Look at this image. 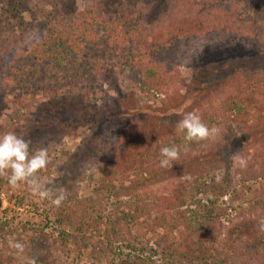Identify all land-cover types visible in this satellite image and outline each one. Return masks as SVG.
Returning <instances> with one entry per match:
<instances>
[{
  "label": "trees",
  "instance_id": "obj_1",
  "mask_svg": "<svg viewBox=\"0 0 264 264\" xmlns=\"http://www.w3.org/2000/svg\"><path fill=\"white\" fill-rule=\"evenodd\" d=\"M77 2L82 12H78ZM145 27L151 30L143 34ZM223 33L232 35L240 45L243 43L249 49L245 53L253 52L257 57L261 50L264 52V0H0V83L5 82L8 90L0 93V120L11 105L13 112L24 111L12 129L20 134L18 129L27 128L29 134L25 139L32 142V148L47 147L45 136H58L63 127L71 131L78 125L90 132L82 140V153L63 163L59 185L65 186L66 199L61 208L57 207L54 220L57 226L75 234L73 240L79 239L83 248L90 246L85 233L103 231L107 240L112 235L128 244L126 248L131 243L138 246L133 261L126 259L118 264H149L141 258L146 251L159 255L165 264H172V258L183 259L197 248L202 250L199 259L204 264H264V232L258 227V221L264 218V204L256 208L259 212L253 221L244 220L220 249H215L216 228L227 209L210 202L204 216L190 218L181 212L191 199L184 189L187 183L178 190L150 193L141 208L118 212L124 204L115 199L110 205L116 212L107 213V201L118 185L127 195L131 193L128 197H136L139 191H149L154 184L191 165L182 151L173 167H160V153L146 140L160 134L178 111L149 107H142L141 111L131 100L132 92H124L117 85L116 69L133 88L167 95L179 75L180 59L191 42ZM212 54L209 52L198 66L200 95L220 80L216 76L221 71L214 65L220 61ZM243 64L246 67L239 71ZM260 64L237 61L233 72H239L235 75L232 72L230 78L222 75L220 87L232 88L231 81L235 80L246 92L242 97L264 105V75L257 72ZM98 81H107L109 91L116 94L106 98V105L92 103L91 95ZM245 82L251 85L246 86ZM43 89L54 94L52 100L46 104L28 101L34 100ZM82 92L85 99L80 95ZM222 95V102L233 100L231 90ZM7 97L11 99L7 101ZM31 107L35 108L33 118L29 113ZM226 109L223 103L219 104L212 113L213 119L223 117ZM7 118L11 121L13 116ZM259 120L264 124V120ZM4 129L0 126L1 131ZM228 129L220 148L231 159L246 139L243 131H239V136ZM259 132L264 135V129ZM166 143L165 146L172 145ZM86 158L89 172L83 165ZM228 165L215 188L236 191L233 180L238 177V196H243L247 193L246 182L264 178V149L247 160L244 168L236 163ZM130 175L132 181L128 180ZM83 180L89 194L77 199V184ZM256 192L254 197L258 195ZM244 210L240 208L236 215L244 217ZM97 243L103 251V242ZM26 256H34L37 264H49L48 248L42 244L33 243Z\"/></svg>",
  "mask_w": 264,
  "mask_h": 264
},
{
  "label": "rangeland",
  "instance_id": "obj_2",
  "mask_svg": "<svg viewBox=\"0 0 264 264\" xmlns=\"http://www.w3.org/2000/svg\"><path fill=\"white\" fill-rule=\"evenodd\" d=\"M76 6L78 12L83 11L80 2H77ZM22 12L23 16L28 18L27 14L24 13L25 11ZM165 26L166 24L163 23V27ZM157 28L154 30L155 32ZM150 30L149 27H145L142 33L145 34ZM237 41L229 33L193 40L185 51L184 57L180 59L178 67L179 75L175 80L173 88L167 92V95H165V92L156 93L152 90L144 89L140 91L137 88H133L129 81L124 79V75L119 73L118 68L116 69L115 78L117 85H120V88L124 92H132V96H129L135 105L141 107V111L142 107H149L164 112L166 110L171 111L170 108L177 110V113L195 112L209 127L216 126L221 128L222 131L220 136L215 140L189 143L184 139L185 134L176 128V122L181 118V115L177 113L176 116L172 115V119L174 120L172 122L168 121L163 126L164 129H162L161 133L151 139H147L146 144L150 143L152 147L157 148L156 152L160 153V149L167 145L166 142L174 144L176 141H182V145L189 143L190 150L184 154L186 159L190 160L192 166L185 167V169L175 172V175H171L172 177L170 176L167 180L154 184L149 191H143L142 193L139 191L140 195L136 197H128L131 193L127 195V192L121 191L118 185L119 187L115 188V191H113V194L110 195L107 201V213L112 215L114 211L116 212L115 207L113 208L110 205V203L115 202V199L124 204V207L119 210L117 209L118 212L129 208L132 210L135 207L141 208L144 203L146 204L150 193L154 191L178 190L184 183H187L184 189L187 193L186 195L191 196V199L186 202L181 212L188 214L190 218L199 219V217L204 216L210 202H216L217 208L227 209L226 215L220 217L216 228L218 241L215 249H220L222 245L227 243L231 235L236 233V227L241 226L244 220L253 221L256 213L259 212L256 208L259 207V204H264V178H257L256 180L246 182L247 193L243 196L240 195V197L238 196L240 193L237 191L238 177H235L233 180L234 185H236V191L229 189L223 192L215 188L216 183L220 185V181L228 169V164H232V166L235 164L220 148L225 141V134L228 136L227 133H224L227 131L226 128L229 127L228 130L237 132L238 135L239 131L244 132L246 143L235 152H238L247 160L252 159V157L264 149V135H261L259 132L260 129H264V124L259 120H264V105L258 103L257 106L254 101L242 97V94H246V92L244 88L241 89L237 85L238 83L235 80L231 81L232 88L223 89L220 87L223 86L220 85L223 81L221 76L227 75L230 78L233 72V65L237 61L245 64L261 62L262 66H260L261 64L259 65L260 67L257 69V72L259 75H264V52L260 49L261 54L257 53V57H255L253 52L251 54L245 53L249 49L243 47V43L240 45ZM209 52L213 53L212 56L215 60L220 61V63L214 64L221 71L218 77L216 76V79L220 80L206 88V90L208 89L206 93L204 92V94L200 95L197 93V89L200 86L197 80V75L199 74L198 66H200L201 59L205 58L206 55L208 56ZM227 62H230V65ZM245 67L243 64L238 70L243 71ZM238 70L234 71L233 75L239 72ZM0 73H2V70H0ZM259 75H255L254 77H257V81L261 80L258 77ZM49 81L53 82L54 79ZM250 83L245 82L246 86ZM5 85V82L0 83V93L8 91ZM230 90L233 100L222 102L221 98L224 97L222 94L228 95ZM80 95L84 96L85 99V92H82ZM53 96L54 94L51 91L43 89L36 94L34 100L28 101L34 104H46L49 100L53 99ZM113 96H116V94L111 90L109 91L107 81H98L94 95H91L92 103L100 106L106 103V98ZM10 99V97H7V101ZM129 103L131 104L130 100ZM221 103L227 108L225 114L223 117L213 119L212 113ZM9 108L4 112L0 120V126L5 127L3 131L0 130V135L9 131L13 132L12 124L15 125L16 119L24 113V111L13 112L12 105ZM34 109V107H31L29 112L32 118L34 117ZM168 111L167 113H169ZM8 115L13 116L11 121H8ZM139 123L137 119V127ZM239 125L242 128H239ZM60 131L61 133L58 136H45L44 140L48 148L50 162L47 168L41 170L38 175L41 178L53 180L65 192V186L59 185L63 163L69 157L82 153V140L87 138L90 132L87 129L79 128L78 125L77 128L71 131L64 129V127ZM19 132V135H22L24 138L28 137L29 132L27 128L22 127V129H18ZM181 144L179 143L178 145L181 146ZM88 161L91 162L90 156ZM88 161L86 158L83 164L87 168V172L90 171V163ZM0 179L2 180V182L0 181V264H26V254L29 253L32 249V244L35 242L48 248L50 255L49 264H118L121 261H126V259H129L130 262L133 261L134 256L137 254L138 246L136 243H131L130 247L126 248L125 246L128 244L122 240L118 241L116 236L110 235L109 240L111 244L109 245V240L104 238L103 231L96 234L88 231L85 233V237L88 239L90 246L85 249L81 246L79 239L76 242L73 240L72 236L75 234L73 235L69 229H64L54 223L56 218L55 213L58 209L49 200H41L39 197L32 195L30 189L25 184H20L19 187L14 188L8 183L6 176H0ZM132 179L133 177L130 175L128 180L132 181ZM195 179H198V182H195ZM85 180L77 184V199H81L89 194L87 180ZM128 185L129 183L124 186ZM254 190H257L256 193L258 195L256 197L253 196ZM248 202L251 205H248ZM252 205L254 207H251ZM61 207L60 205L59 208ZM240 208L245 209L244 217L236 215ZM135 237L138 240L139 234L135 235ZM140 240L142 241V235L140 236ZM15 241H20L25 245L26 250L23 254L18 253L14 249L13 242ZM99 241L103 242L102 245L105 247L103 251H100L97 247L101 245L97 243ZM200 251L202 252L201 249L198 250L197 248V251L189 253L187 257L183 259L172 258L170 262L172 264H204L199 259ZM141 258L149 264H165L163 259L152 251L142 253Z\"/></svg>",
  "mask_w": 264,
  "mask_h": 264
},
{
  "label": "clouds",
  "instance_id": "obj_3",
  "mask_svg": "<svg viewBox=\"0 0 264 264\" xmlns=\"http://www.w3.org/2000/svg\"><path fill=\"white\" fill-rule=\"evenodd\" d=\"M181 118L176 122V128L185 134L186 142H202L215 140L220 136L222 129L216 126L209 127L195 112L177 113ZM189 143L182 147L176 144L164 146L160 149V167H173V162L178 161L181 152L187 153ZM32 142L25 139L16 132H5L0 135V176H6L12 187H19L25 184L32 195L41 200H49L50 203L59 207L66 199L62 188L57 186L53 180L41 178L38 174L49 165V152L46 146L32 148ZM231 159L244 168L247 166V159L238 152L232 155ZM258 227L264 232V218L258 221ZM14 249L23 254L25 245L20 241L13 242ZM26 264H37L34 256L26 260Z\"/></svg>",
  "mask_w": 264,
  "mask_h": 264
}]
</instances>
